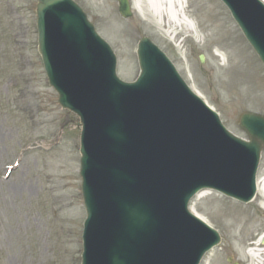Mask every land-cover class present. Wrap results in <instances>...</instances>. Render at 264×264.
Here are the masks:
<instances>
[{"label": "water", "instance_id": "1", "mask_svg": "<svg viewBox=\"0 0 264 264\" xmlns=\"http://www.w3.org/2000/svg\"><path fill=\"white\" fill-rule=\"evenodd\" d=\"M224 1L264 62L263 3ZM119 2L121 14L131 16L129 0ZM37 12L50 84L83 124L89 216L82 264H199L220 237L188 213L187 203L204 187L253 198L264 116H242L251 136L245 141L225 128L149 38L139 43L138 80L125 82L112 47L75 1L39 0ZM183 226L190 231L181 233ZM179 240L184 245L175 248Z\"/></svg>", "mask_w": 264, "mask_h": 264}, {"label": "rangeland", "instance_id": "2", "mask_svg": "<svg viewBox=\"0 0 264 264\" xmlns=\"http://www.w3.org/2000/svg\"><path fill=\"white\" fill-rule=\"evenodd\" d=\"M76 1L113 46L122 79L138 77L137 44L149 37L225 126L249 138L240 119L245 112L264 115V63L223 0H184L195 33L183 26L169 32L147 0L143 14L131 0L129 18L118 0ZM37 2L0 0V264H81L87 217L81 121L49 84L38 50ZM258 175L264 177V151ZM262 204L261 194L249 205L210 189L196 195L191 209L224 236L202 264H230L231 256L253 263L244 236L257 242L264 236Z\"/></svg>", "mask_w": 264, "mask_h": 264}, {"label": "bare ground", "instance_id": "3", "mask_svg": "<svg viewBox=\"0 0 264 264\" xmlns=\"http://www.w3.org/2000/svg\"><path fill=\"white\" fill-rule=\"evenodd\" d=\"M134 1L136 10L143 14V0ZM262 1L264 2V0ZM146 5L158 23L168 27L169 32L183 26L188 31L195 33L196 24L186 16L184 0H147ZM258 191L262 196V207L264 208V177L258 180ZM250 261L253 262L250 264H264V242L255 244L254 249L251 250Z\"/></svg>", "mask_w": 264, "mask_h": 264}, {"label": "flooded vegetation", "instance_id": "4", "mask_svg": "<svg viewBox=\"0 0 264 264\" xmlns=\"http://www.w3.org/2000/svg\"><path fill=\"white\" fill-rule=\"evenodd\" d=\"M231 226L228 225L227 229H226V235H227V242L229 241V234L231 233ZM252 238H248L246 235L244 236V238L246 239V245L249 247V249H253L254 248V244L257 243V241L252 240L253 239V235L251 236ZM248 238V239H247ZM257 238H260L259 236ZM256 238V239H257ZM222 239L224 240V236L222 234ZM264 242V236L261 237V241L259 240L258 243H263ZM240 260H238L235 256H231L230 257V264H244V259L243 258H239Z\"/></svg>", "mask_w": 264, "mask_h": 264}]
</instances>
